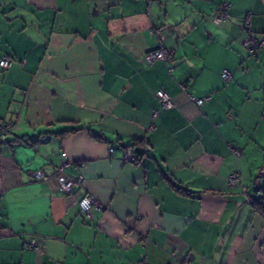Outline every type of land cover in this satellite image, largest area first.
<instances>
[{
	"label": "crops",
	"instance_id": "crops-1",
	"mask_svg": "<svg viewBox=\"0 0 264 264\" xmlns=\"http://www.w3.org/2000/svg\"><path fill=\"white\" fill-rule=\"evenodd\" d=\"M245 17L264 33V0H0V264H264V46L249 55ZM154 29L170 65L145 61ZM63 159L72 195L31 177Z\"/></svg>",
	"mask_w": 264,
	"mask_h": 264
},
{
	"label": "built area",
	"instance_id": "built-area-1",
	"mask_svg": "<svg viewBox=\"0 0 264 264\" xmlns=\"http://www.w3.org/2000/svg\"><path fill=\"white\" fill-rule=\"evenodd\" d=\"M228 6L227 1H222L221 4L217 7L215 12L211 15V20L213 23L220 25L223 24L226 19H227V13L225 11L226 7ZM250 21L249 18H247L244 22L243 29L245 31V35L243 37V42L248 50V52L252 55L255 56L257 54V51L264 46V33L262 34H256L253 32H249L247 30V26L249 25ZM246 27V28H244ZM160 41V45L148 51L145 54V61L147 63H151L154 60H162L165 62H169L170 60V52L167 48H165L162 44L164 40V36L161 34L157 35ZM11 59L10 58H2L0 59V66L2 68H6L10 65ZM169 69L171 70V67L169 66ZM222 76L224 79H229L230 78V72L226 69L222 71ZM180 87L183 89L185 86L184 84H180ZM156 95L159 99L160 105L163 108H171L173 107V103L170 99L169 94L163 90L159 89L156 91ZM190 99L194 101V103L197 106H200L203 102V98H195L193 96H190ZM157 115V110H154L152 113V118L156 117ZM10 125L7 124H0V138H3L8 132H9ZM47 139V136H42L41 140ZM110 154L113 153V149L109 148L108 150ZM236 154H239L238 151H235ZM126 159L128 160H135V156L132 153H127ZM68 166V161L66 159H63L58 165L54 166L52 170L48 169H41V170H36L31 173L32 179L36 180H44V181H49V180H55L56 183V188L61 191L65 195H72L74 191H76L78 188H80L83 184L84 178L82 174H78L76 176L69 175L66 173L65 168ZM238 172H233L229 177H228V182L229 183H234L238 180ZM2 198H3V190L0 189V226L2 225L1 221V203H2ZM78 205L79 209L82 212V214L86 218H91L92 217V211L93 209L97 208L100 209L103 207V205L98 202L96 198L92 195H83L82 197L78 198ZM28 247H34L36 248V243L34 240H31L28 244H26ZM133 264H147L145 261H137Z\"/></svg>",
	"mask_w": 264,
	"mask_h": 264
},
{
	"label": "trees",
	"instance_id": "trees-1",
	"mask_svg": "<svg viewBox=\"0 0 264 264\" xmlns=\"http://www.w3.org/2000/svg\"><path fill=\"white\" fill-rule=\"evenodd\" d=\"M188 1H191V0H188ZM228 2V1H227ZM221 4V3H220ZM219 4V5H220ZM218 5V6H219ZM217 6V7H218ZM217 7L214 9V11L211 13V15L215 12V10L217 9ZM228 8H229V2H228V6L226 7V9H225V11H226V13H227V19H226V21L229 19V14H228ZM211 15H210V19H211ZM248 17H245V19L243 20V22H242V26H244V22H245V20L247 19ZM249 26H250V23H249V25L247 26V30L250 32H253L252 30H250V28H249ZM244 28H246V27H244ZM153 32L156 34V35H158V34H161L159 31H156V29H154L153 30ZM253 33H255V32H253ZM256 34H258V33H256ZM260 34H262V33H260ZM162 35V34H161ZM164 46V45H163ZM165 47V46H164ZM166 48V47H165ZM169 50V49H168ZM248 51V50H247ZM170 52V51H169ZM249 53V52H248ZM170 54H171V52H170ZM249 55L250 56H252L250 53H249ZM252 57H256V55L255 56H252ZM170 59H171V56H170ZM162 61V60H161ZM165 62V61H164ZM169 62H170V60H169ZM169 62H166V63H168V65H170L169 64ZM147 63V62H146ZM147 64H149V63H147ZM224 70V69H223ZM222 70V71H223ZM227 70V69H226ZM222 71H221V77H222V79H224L223 78V76H222ZM230 78H231V75H230ZM229 78V79H230ZM229 79H224L225 81H228ZM185 88V87H184ZM154 94H155V96L157 97V95H156V90L154 91ZM209 97V96H208ZM208 97H205V98H208ZM157 99H158V97H157ZM171 99V98H170ZM159 100V99H158ZM172 101V100H171ZM163 108V107H162ZM164 109H170V108H164ZM158 112V111H157ZM152 113H153V111H152ZM151 116H152V114H151ZM155 118V117H154ZM9 130H10V128H9ZM48 138V137H47ZM134 156H135V160H134V162H136L138 159H139V157L136 155V154H134V153H132ZM231 175V174H230ZM229 175V176H230ZM75 193V191L72 193V194H74ZM257 201H259V200H257ZM256 207H257V209L258 210H260L261 211V213L262 214H264V205H262L261 203H259V204H256Z\"/></svg>",
	"mask_w": 264,
	"mask_h": 264
}]
</instances>
